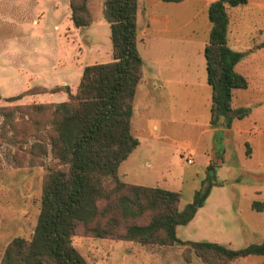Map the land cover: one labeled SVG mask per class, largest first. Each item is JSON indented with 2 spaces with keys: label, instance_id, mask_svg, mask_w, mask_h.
<instances>
[{
  "label": "rangeland",
  "instance_id": "374dc122",
  "mask_svg": "<svg viewBox=\"0 0 264 264\" xmlns=\"http://www.w3.org/2000/svg\"><path fill=\"white\" fill-rule=\"evenodd\" d=\"M207 1L140 0V8H146L147 4L157 15L169 18L166 30L170 39L177 41L178 46L179 41L188 42V48L182 51L171 48L173 57L164 54L169 66L178 69L180 63H188L193 58L190 52L205 66L203 50L199 56L195 46L203 40L206 45L208 41L210 24L206 23L207 7H204ZM256 1L264 3V0ZM203 7L206 9L201 10ZM88 8L92 23L77 28L70 17L68 0H0V107L65 99L62 92L38 93L15 101L4 98L33 86L50 87L62 81L74 87L83 66L111 59L110 30L103 0H88ZM244 23L234 30V37L241 43L252 38L264 39V28L254 29L264 25L261 9L249 11ZM90 44L99 45L100 50L89 51ZM148 46H140V54L146 61ZM252 71V68L246 71L251 89H237L232 107H245L249 101L257 103L261 98L257 89L264 79L250 76ZM201 87L188 85L187 95L180 99L170 93L155 96L152 107L158 114L150 121L144 119L141 130L132 129L140 145L120 164L118 175L125 182L179 191L183 206L191 201L202 175L205 178L204 160L208 151L213 150L211 158L219 165L215 179L220 185L213 186L192 221L177 227V236L182 240L241 248L264 238V207L252 208L251 204L253 200L264 202V136L260 142L258 133L264 132V104L253 106L251 115L234 123L241 128H257H253L254 134L235 131L231 145L225 136L221 137V132H212L205 126L210 118V100L199 92ZM207 90L210 94L211 88ZM175 102L176 105H171ZM182 102L187 105V111L179 106ZM47 115L48 111L37 113L22 107L6 120L8 123L0 115V264L12 238H30L34 231L41 206L42 181L53 165L49 150L45 154L35 145L38 137H46L48 133ZM34 118L40 120L39 124H32ZM154 121L158 126L156 132L151 129ZM114 184L112 178H107L103 185L110 189ZM72 244L88 264H217L202 260L186 244L160 246L81 235L72 236ZM227 264H264V256L249 255Z\"/></svg>",
  "mask_w": 264,
  "mask_h": 264
},
{
  "label": "trees",
  "instance_id": "16d2710c",
  "mask_svg": "<svg viewBox=\"0 0 264 264\" xmlns=\"http://www.w3.org/2000/svg\"><path fill=\"white\" fill-rule=\"evenodd\" d=\"M247 1L214 0L207 8L211 28L203 53L211 87L210 123L215 127L229 128L234 118H244L251 111L249 107H232L233 90L247 88L248 82L235 69L244 53L231 49L226 41L227 8ZM68 2L75 27L92 23L88 0ZM138 2L103 0L112 59L85 65L75 92L68 86L49 90L34 86L4 98L15 101L47 91L67 94V99L58 103L0 107L5 123L21 107L37 113L48 111L45 128L50 130L46 137H38L35 145L45 154L49 150L53 161L42 181L41 206L32 236L12 238L1 264H88L72 244L74 235L160 246L186 244L202 260L217 264L249 255L264 256V238L234 249L177 236V227L189 223L212 187L220 185L215 179L218 165L213 160L192 200L183 206L179 191L118 177L119 165L139 143L131 131L134 96L143 76V59L137 47ZM39 122L32 120V124ZM107 178L115 182L110 189L103 185ZM255 207H264V202L254 201Z\"/></svg>",
  "mask_w": 264,
  "mask_h": 264
},
{
  "label": "crops",
  "instance_id": "0c3cea01",
  "mask_svg": "<svg viewBox=\"0 0 264 264\" xmlns=\"http://www.w3.org/2000/svg\"><path fill=\"white\" fill-rule=\"evenodd\" d=\"M212 1H214V0L207 1V3L204 4V7L208 8L209 3ZM252 6L253 7L264 6V3H261L260 1H256V0H248L246 4L227 8L228 27H227L226 41H227L228 46L231 49L244 53L243 57L236 64L235 69L237 72L242 74L247 79L248 85H247V88H245V90H248V91L251 89V86H250V82L248 80V75L246 73L247 70L252 68L254 70V72L253 71L250 72L251 73L250 76L251 75L258 76V78L264 79V45H263L264 39L252 38L251 40L248 41V43H241L237 38L234 37V30H236L237 28H240L242 26V24L243 25L245 24L244 18L249 11H252L254 13V11H257V9H261L264 12V8H252ZM204 7L201 8V10L206 9ZM207 21H206V23H207V25H209L210 22H209V20H207ZM168 25H169V18L166 15L165 16L157 15V13H155L152 8L147 7V4H146V8H140V0H139L138 8H137V47H138V50L140 53V46L142 44H144L147 47L149 44L148 50H147L149 58H148V61H146L145 58H143V56L140 54L142 59H143V76H142L141 80L139 81V83L136 87V92H135V96H134L133 112H132V118H131V131H132V129L134 131L141 130V126L143 124L142 121L144 119H148V120L150 119L151 120L152 117L157 116L158 112L152 106H153V102L155 101V96H158L162 93H165V94L170 93L171 95H174V96L177 94L178 98L180 99V97L182 98V95H184V94L187 95V93H188L187 86L188 85H190V86L198 85L200 87L202 86L199 89V92L203 94L205 99L210 100L211 92L209 94V92L207 90V87L209 88L210 85L207 83L206 68H205L204 62H202V60L200 61V59H194V55L192 54L193 52H190L189 54L192 55V57H193L192 60H189V62L186 64L180 63L179 68H181V69H179V68L177 69L175 65L169 66V63H168L169 60L163 58L164 54L170 53V56L172 55L171 48H180L181 51L183 49L188 48L187 47L188 45H186V44H188V42L179 41L180 46H178L177 41H174V40L169 38L170 36L168 34H170V33L166 30V27H168ZM157 26H159V27L163 26V27H162V29H160ZM208 28H209V26H208ZM210 28H211V24H210ZM259 28H264V25L259 24L258 27L254 26L255 30L259 29ZM261 30L262 29H260L259 31H261ZM200 40H202V39H200ZM198 43H199L198 46H195V52H197L198 53L197 55L200 56V52L202 50L204 51L205 41L203 40V41L198 42ZM93 50L99 51L100 50L99 45L93 46V44L92 45L90 44L89 45V51H93ZM203 56H204V53H203ZM172 57H173V55H172ZM111 59H112V56H111ZM204 61H205V58H204ZM247 64H248V66L246 67ZM170 68H174V70L170 71L169 70ZM191 68L193 70H191ZM202 69L205 71V76H204V72ZM81 74H82V72H81ZM81 74H80V77H81ZM80 77L78 76V81L75 83L76 85L74 87L67 84L66 81H62L61 84H57V85L50 86V87H45V86H38V87H43V88H46L49 90L50 88H53L55 86H68L71 92H75L77 85H78V82L80 80ZM257 90H258L257 92L260 93L261 98L257 99L258 100V101H256L257 103H253V101H251V102L249 101L248 105L245 106V107H249L251 109V111L248 115H251L253 113V106H255V105L257 106V104H264V96H262V95H264V84L262 86H260V89H257ZM47 92H49V91H47ZM61 92L66 94V92H64V91L50 92V93H61ZM237 92H238L237 89L233 90V98L235 97ZM40 93H45V92H40ZM35 94H38V93H35ZM35 94H26L24 96H33ZM185 98L186 97L184 96V99ZM66 99H67V94H66L65 99H60V101H51V102L58 103V102L65 101ZM157 99H158V97H157ZM260 99L263 102L259 101ZM44 102H47V101H44ZM209 103H210V101H209ZM173 104L176 105V102L172 103L171 105H173ZM179 106H182V108L185 111L188 110L187 105L184 104V102L179 103ZM239 107H243V106H239ZM239 107H233V109H237ZM168 108H172V107H170V105H169ZM238 120H239V118H234L233 121L231 122L230 127L226 128V127H223L222 125L220 127L212 126L210 123V118H209V121L206 122L205 126L210 127L209 130L212 132H217V133L221 132V137L225 136L229 140L228 143L232 145L233 133L235 131H237L238 133H241L242 131H244V132L249 133V134H251V133L254 134L255 131L253 130V128H257V127H250L251 129H249V128H244V127L243 128L237 127V125H235L234 123H236ZM151 129L155 132L158 130L157 121H154L152 123ZM258 133H259V140L261 139L260 140V142H261L263 139V136H264V132L259 131ZM134 136L137 137V135H134ZM160 136H161V134H160ZM137 139L139 140L138 137H137ZM260 142H259V146H260ZM139 145H140V140H139L138 145L135 148H137ZM181 151H180V153H183L182 149H181ZM131 153L129 154V156L131 155ZM213 153H214L213 150H209L208 151L209 155H206L207 157H205V160H204L205 172H206V168H207L208 164L210 163V161H212L211 155ZM249 153L252 154V151L250 149H249ZM128 157L124 161H126L128 159ZM124 161H122V162H124ZM191 161H192V159H191ZM222 163L223 162H221L220 165H222ZM218 167H219V165H218ZM216 172H217V170H216ZM246 173H252V172L246 171ZM118 177H119V175H118ZM203 178H204V175H202V178L200 179V185H201V181L203 180ZM211 191H212V189H211ZM211 191H210V193H211ZM210 193H209V195H210ZM254 193H256V192H254ZM253 201H258V200H253ZM252 203L253 202H251V204ZM204 204H205V202H204ZM251 204H250V206H251ZM200 208L197 210L196 214L198 213ZM196 214H195V216H196Z\"/></svg>",
  "mask_w": 264,
  "mask_h": 264
},
{
  "label": "built area",
  "instance_id": "2783aa9c",
  "mask_svg": "<svg viewBox=\"0 0 264 264\" xmlns=\"http://www.w3.org/2000/svg\"><path fill=\"white\" fill-rule=\"evenodd\" d=\"M187 161H188V162H190V161H191V159H187Z\"/></svg>",
  "mask_w": 264,
  "mask_h": 264
}]
</instances>
